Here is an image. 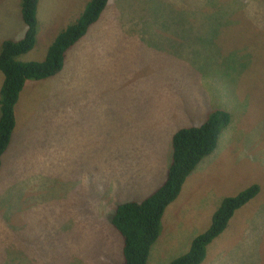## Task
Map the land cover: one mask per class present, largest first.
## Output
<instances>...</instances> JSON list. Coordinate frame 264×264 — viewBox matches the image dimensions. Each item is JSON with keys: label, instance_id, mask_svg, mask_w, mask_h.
<instances>
[{"label": "rangeland", "instance_id": "rangeland-1", "mask_svg": "<svg viewBox=\"0 0 264 264\" xmlns=\"http://www.w3.org/2000/svg\"><path fill=\"white\" fill-rule=\"evenodd\" d=\"M20 0H0V49L25 32ZM89 0H38L33 48ZM3 75L0 72V85ZM224 109L215 149L165 208L146 264H167L253 183L200 264H264V0H108L55 75L27 80L0 165V264H120L115 206L164 181L176 130Z\"/></svg>", "mask_w": 264, "mask_h": 264}, {"label": "trees", "instance_id": "trees-1", "mask_svg": "<svg viewBox=\"0 0 264 264\" xmlns=\"http://www.w3.org/2000/svg\"><path fill=\"white\" fill-rule=\"evenodd\" d=\"M20 17L25 25L18 40H5L0 49V165L15 125L14 107L27 80H40L57 74L63 67L65 53L95 23L108 0H89L77 19L63 28L48 46L42 61H21L35 42L38 0H20ZM224 109L211 112L198 126H185L171 139V161L164 181L141 201H125L115 206L111 225L122 239L120 264H146L151 245L157 240L165 208L177 197L187 176L200 160L216 147L219 133L230 122ZM260 191L257 183L224 197L214 210L207 228L195 236L184 254L167 264H200L207 245L226 227L234 212L251 201Z\"/></svg>", "mask_w": 264, "mask_h": 264}, {"label": "crops", "instance_id": "crops-1", "mask_svg": "<svg viewBox=\"0 0 264 264\" xmlns=\"http://www.w3.org/2000/svg\"><path fill=\"white\" fill-rule=\"evenodd\" d=\"M194 170H195V169H194ZM194 170H193V171H194ZM193 171H192V172H193ZM190 174H191V173H190ZM190 174H189V176H190ZM214 210H215V208L210 207V208H209V211H208L207 214H206V216H209V215L212 216ZM209 223H210V222H209ZM209 223L207 224V226L209 225ZM207 226H206V228H207ZM206 228H204V229H206Z\"/></svg>", "mask_w": 264, "mask_h": 264}]
</instances>
